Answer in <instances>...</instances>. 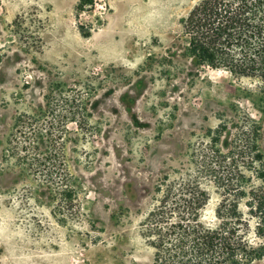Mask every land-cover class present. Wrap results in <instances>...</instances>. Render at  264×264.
I'll use <instances>...</instances> for the list:
<instances>
[{
    "label": "rangeland",
    "instance_id": "rangeland-1",
    "mask_svg": "<svg viewBox=\"0 0 264 264\" xmlns=\"http://www.w3.org/2000/svg\"><path fill=\"white\" fill-rule=\"evenodd\" d=\"M201 1L0 0V264H156L193 208L264 243L261 84L188 54Z\"/></svg>",
    "mask_w": 264,
    "mask_h": 264
},
{
    "label": "trees",
    "instance_id": "trees-1",
    "mask_svg": "<svg viewBox=\"0 0 264 264\" xmlns=\"http://www.w3.org/2000/svg\"><path fill=\"white\" fill-rule=\"evenodd\" d=\"M183 23L193 60L257 80L264 99V0H202ZM260 111L264 113V107ZM259 130L257 123L249 127L254 162L260 164L258 175L264 181ZM252 189L253 203L247 205L259 220L255 234L264 237V184ZM239 194L241 199L246 191L240 189ZM237 207L228 215L231 222L222 219L216 228L204 225L193 208L191 221L177 223L171 233L158 237L156 264H264V243L249 242V223Z\"/></svg>",
    "mask_w": 264,
    "mask_h": 264
}]
</instances>
